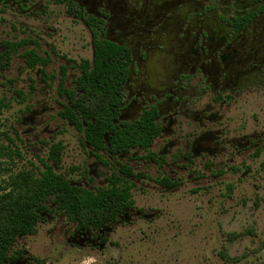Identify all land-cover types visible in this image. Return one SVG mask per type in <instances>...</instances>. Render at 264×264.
I'll list each match as a JSON object with an SVG mask.
<instances>
[{"label":"flooded vegetation","instance_id":"obj_1","mask_svg":"<svg viewBox=\"0 0 264 264\" xmlns=\"http://www.w3.org/2000/svg\"><path fill=\"white\" fill-rule=\"evenodd\" d=\"M52 8L83 24L91 40L89 60H70L49 41L54 30L20 21L44 22ZM1 23L9 33L0 29V79L16 83L8 74L19 58L18 73L27 74L29 88L12 93L43 101L21 118L36 143L42 142L40 134L53 137V113L59 116L82 95L76 89L81 66L85 61L92 65L100 42L118 48L125 65L115 124L147 117L158 131L146 150L118 154L109 145L108 150L85 147L92 162L78 172V187H108L113 172L122 166L134 172L141 163L156 168L154 181L166 178L179 185L166 168L185 171L198 159L261 141L250 133L229 135L225 120L242 96L264 91V0H0ZM61 82L65 91L59 89ZM51 84L56 85L52 92Z\"/></svg>","mask_w":264,"mask_h":264},{"label":"rangeland","instance_id":"obj_2","mask_svg":"<svg viewBox=\"0 0 264 264\" xmlns=\"http://www.w3.org/2000/svg\"><path fill=\"white\" fill-rule=\"evenodd\" d=\"M50 13L44 22L20 21L54 30L49 41L70 60H89L91 40L83 24L62 10L52 8ZM0 29L9 33L6 24ZM20 63L16 59L8 74L16 81L13 86L0 79V100L7 104L0 112V170H9L0 174V188L7 191L9 176L20 171L38 174L41 160L51 165L49 147L55 143L63 146L61 165L55 170L77 182L78 172L92 159L76 129L55 111L49 125L52 138L40 134L42 142L36 143L25 133L21 118L43 101L23 99L29 85L27 74L18 73ZM55 87L51 84L49 91ZM14 89L23 94L15 96ZM225 123L229 135L250 133L261 141L251 148H226L218 158L198 159L185 171L166 168L178 181L173 189H162L154 181L156 168L140 162L134 172L143 170L148 178L132 179L133 206L119 223L100 234H87L76 232L64 217L48 218L34 235L15 242L11 252L21 250L22 257L7 264H264V91L242 96Z\"/></svg>","mask_w":264,"mask_h":264},{"label":"trees","instance_id":"obj_3","mask_svg":"<svg viewBox=\"0 0 264 264\" xmlns=\"http://www.w3.org/2000/svg\"><path fill=\"white\" fill-rule=\"evenodd\" d=\"M97 44L92 65L83 62L76 81V89L82 91V95L71 99L59 116L82 135L84 147L108 150L109 145L118 154L132 149L146 150L158 131L152 129L151 118L147 117L122 127L115 124L125 65H122L118 48L108 43ZM59 89L65 91L63 82ZM6 107L5 101L0 100V112ZM62 152L61 143L52 144L48 155L51 165L41 160L43 170L38 174L32 170L20 171L9 176L7 191L0 188V264L18 261L22 251L11 252L15 242L34 235L37 226L48 218L64 217L74 224L76 232H105L132 208V179L148 178L122 166V171L112 173L108 187L87 190L55 170L54 166L61 165ZM8 171L2 169L0 174ZM155 182L167 189L177 186L166 178ZM102 240L105 241L103 236Z\"/></svg>","mask_w":264,"mask_h":264}]
</instances>
